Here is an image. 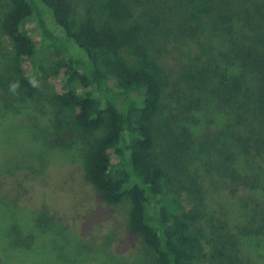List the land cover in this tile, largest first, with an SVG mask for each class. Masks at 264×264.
<instances>
[{
	"label": "trees",
	"instance_id": "1",
	"mask_svg": "<svg viewBox=\"0 0 264 264\" xmlns=\"http://www.w3.org/2000/svg\"><path fill=\"white\" fill-rule=\"evenodd\" d=\"M135 1L95 0L77 19L73 0H0V101L14 114L47 101L56 146L84 142L87 181L106 203L128 202L129 231L156 264H260L264 0H179L183 8L168 5L165 16L149 13L150 30ZM47 48L56 57L49 70ZM202 155L217 175L211 187L191 164ZM224 187L234 201L220 216L211 190ZM0 205V264H20V251L35 256L54 239L41 214L25 221L18 201L1 193Z\"/></svg>",
	"mask_w": 264,
	"mask_h": 264
},
{
	"label": "rangeland",
	"instance_id": "2",
	"mask_svg": "<svg viewBox=\"0 0 264 264\" xmlns=\"http://www.w3.org/2000/svg\"><path fill=\"white\" fill-rule=\"evenodd\" d=\"M94 1L73 0L76 18H81L85 14L86 4ZM133 4L136 19L146 27L149 13L165 16L161 12H165L162 10L167 9L168 5L177 9L182 7L179 0H136ZM26 29L35 39H40L35 21H29ZM147 30L150 29L147 27ZM190 47L184 46V54L180 55L183 59L193 53L195 44ZM171 51L163 55L175 69L176 55ZM55 60L54 49H45L42 61L45 69L52 68ZM28 67L32 68L31 63ZM42 82L44 94L56 83L54 77L45 78ZM76 87L82 89L80 85ZM2 101L0 193L18 201L21 210L24 209L21 213L25 214V221L41 214L46 222L53 225V231L48 232H54L49 234L54 239L40 249V253L44 250V255L20 256V251L19 263L42 264L43 261H49L50 264H61L55 255L61 252L63 258L59 259L62 264H156L154 251L129 231L128 202L119 205L106 203L87 181L84 142L75 138L64 146H56L55 139L59 136L52 130L51 108L47 101L29 103L15 114L7 111ZM202 156L201 161L195 157L191 164L195 166L196 172L199 169L207 187L217 175L214 176L204 167L203 163L208 161V157ZM225 191V187L219 191L211 190V210L220 216L228 207L226 203L234 201L224 198ZM2 211L3 206L0 205V213ZM61 244L63 248L59 249ZM259 251L264 254V250ZM260 264H264V255L260 257Z\"/></svg>",
	"mask_w": 264,
	"mask_h": 264
},
{
	"label": "clouds",
	"instance_id": "3",
	"mask_svg": "<svg viewBox=\"0 0 264 264\" xmlns=\"http://www.w3.org/2000/svg\"><path fill=\"white\" fill-rule=\"evenodd\" d=\"M33 86H36V81L35 80H32L30 81ZM19 88V83L18 82H13L9 85V91L12 92L13 94L16 93L17 89Z\"/></svg>",
	"mask_w": 264,
	"mask_h": 264
}]
</instances>
